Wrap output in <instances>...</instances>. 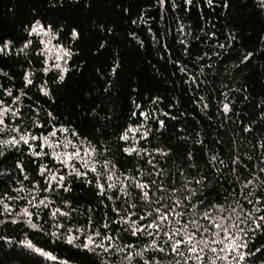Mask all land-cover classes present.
Returning a JSON list of instances; mask_svg holds the SVG:
<instances>
[{"label": "trees", "instance_id": "1", "mask_svg": "<svg viewBox=\"0 0 264 264\" xmlns=\"http://www.w3.org/2000/svg\"><path fill=\"white\" fill-rule=\"evenodd\" d=\"M176 3L180 5L178 10L171 8V0H166L164 8L158 6V0H0V45L5 40L12 41L9 51L0 52V69L8 74H0V84L21 87L26 68L40 77L34 79V85L48 80L51 97L42 96L30 85L28 95L21 97L20 105L51 111L59 123L71 125L89 139L95 137L93 143L97 140L107 142L113 157L124 165L122 171L131 169L140 158L134 154L129 158L117 150V143L125 144L117 140L118 135L128 123L139 122L138 115L131 116L133 111L139 113L155 108L158 119L164 120L165 126L150 136V144L170 150L167 162L161 160L159 167L175 173L182 165L195 163L197 168L192 173L195 175L207 166L208 157L219 154V159L228 164V168L221 169L219 179L222 181L224 175L231 178L229 159L239 155L241 167L237 168V173L241 180L251 178L248 173L253 170L252 164L257 169L264 167V146H261L264 145V9L258 7L259 0H229L228 7L223 6L222 0H213L212 5L200 0L199 8L190 6L189 11L183 10L182 0H176ZM36 19L52 25L58 33L53 44L59 42L75 53L69 61L70 71L64 81L56 83L53 72L38 71L43 67V57L37 59L33 45L38 44L39 38L27 34L28 27ZM133 20L137 22L132 23ZM177 21L185 25L186 31L191 27V34L181 36ZM202 27L205 32L214 31L216 36H204L200 32ZM72 28L79 33L75 40L70 35ZM149 28L152 33L148 32ZM197 35L204 36L208 43L195 41L193 37ZM160 38L168 45L167 50L159 42ZM29 39L33 40V45L21 51L25 40ZM180 39L189 42L190 55H184L178 42ZM101 42L105 44L103 49L99 48ZM218 42L224 43L225 49H215L222 54L204 59L205 71L198 77L201 81L206 78L210 81L198 86L191 81L185 83L190 74L199 71L198 64L193 63L195 56L201 51H209V46ZM248 51H252L253 56L241 64L242 54ZM29 60H32L31 65ZM176 60H180L181 65L175 64ZM209 63L213 64L212 68L207 67ZM113 65H117L115 72ZM182 65L187 66V73L178 71ZM200 96L205 99L201 101ZM152 97H157L158 101L153 103ZM0 98H5L2 93ZM221 102H230V112L226 115L220 110ZM204 103L209 104L208 109H203ZM136 104L141 108L137 109ZM258 104L260 108L256 107ZM39 115L44 118L45 112L41 111ZM149 123L153 129L158 127L156 121ZM244 126H250L252 130L244 132ZM197 139L202 144H196ZM138 146L149 145L138 142ZM189 152L193 153L192 161L187 160ZM17 158L19 153L14 150L0 157V170L8 172ZM245 164L247 168L243 167ZM216 167H220L218 163ZM14 174L18 176V173ZM260 179L264 180V174H260ZM209 180H212L211 174ZM24 183L31 187L27 181ZM224 187L228 185L224 184ZM62 195L72 202L77 213L72 214L71 223L68 218H63L64 227L60 231L66 233L68 227L86 226V209L99 203L92 187L75 180L71 194ZM207 195L212 197L215 191ZM132 202H135L134 197ZM55 206L63 207L59 201L52 205ZM48 211L45 209L41 213L44 219H48L45 216ZM14 212H19V207H14ZM92 215L98 226L101 211L97 209ZM109 215H112L110 210ZM36 222L43 223L41 220ZM51 224L49 221L45 225V231L52 230ZM88 230H92L91 226ZM0 237L7 238L0 240V247L6 253L10 250L11 253L19 252L23 247L20 241L27 238L58 257L52 262L30 253L40 264H59L64 259L69 264H98V258L93 254L60 241L52 243L53 237L25 225H0ZM148 242L147 236L117 241L121 246L134 245L126 251H135ZM262 246V233L249 241V250ZM4 264H20V261L5 257Z\"/></svg>", "mask_w": 264, "mask_h": 264}, {"label": "snow or ice", "instance_id": "2", "mask_svg": "<svg viewBox=\"0 0 264 264\" xmlns=\"http://www.w3.org/2000/svg\"><path fill=\"white\" fill-rule=\"evenodd\" d=\"M204 2L212 5L213 0ZM228 2L222 0L223 6L228 7ZM165 3L166 0H158L160 8H164ZM182 4L183 10L189 11L190 6L199 8L200 0H182ZM179 7L176 0H171L173 10ZM258 7L264 9V0H259ZM177 23L181 36L191 34V27L186 31L183 23ZM148 32L152 33V29L149 28ZM200 32L209 38L216 36L214 31L205 32L203 27ZM27 34L38 37V44L33 45L31 39L25 40L21 51L33 45L37 59L43 57V67L38 71L46 74L53 72L56 83L64 81L66 73L70 71L69 61L75 55L73 49L59 42L53 44L52 40L58 33L52 25H45L39 19L32 22ZM70 35L75 40L79 33L72 28ZM131 35L135 36V33ZM204 36L197 35L193 39L207 44ZM159 42L167 50L168 45L164 44L162 38ZM178 42L184 55H190L189 42L186 39ZM140 43L143 46V42ZM11 45L12 41L5 40L0 45V52L9 51ZM104 47L105 44L101 42L99 48ZM215 49H225V44L218 42L210 45L209 51L196 55L193 63L198 64L199 71L190 74L185 83L191 81L198 86L210 81V78L201 81L198 77L204 74V59L222 54ZM252 56V51L242 54L240 63L249 61ZM174 63L181 65L180 60ZM28 64L31 65L32 60ZM207 67L212 68L213 64L209 63ZM116 70L117 65H113L112 71ZM178 71L187 73L188 68L182 65ZM0 74L8 75L2 69ZM34 79L39 80L40 77L26 68L21 87L0 84L2 97L7 98H0V157L10 154V150L19 153V158L13 161L8 172L0 170V225L20 224L43 232L54 238L52 243L60 241L93 254L98 258V264H264V246L249 250V241L258 233L264 234V180L260 179L264 167L257 169L252 164L253 170L248 173L251 178L241 180L237 173V168L241 167V157L234 155L229 159L231 178L224 175L222 181L219 179L221 169L228 168V164L219 159V154L208 157L207 166L195 175L192 174L197 168L195 163H188L186 167L182 165L175 173L159 167L161 160L167 162L170 150L150 144V136L165 126V121L158 119V110L152 108L139 113L133 111L131 116L138 115L139 122L128 123L117 137L118 141L125 142L123 146L117 143L119 152L129 158L133 154L140 158L131 169L122 171L124 165L113 157L107 142L97 140L93 143L95 137L89 139L71 125L59 123L51 111L20 105L21 97L28 95L30 85L36 87L42 96L51 97L49 81L43 80L34 85ZM204 99V96H200L201 101ZM224 99L227 100V97ZM157 101V97H152L153 103ZM135 106L141 108L140 104ZM256 107L260 108L261 105ZM208 108L209 104L204 103L203 109ZM220 110L228 114L230 102H221ZM41 111L45 112L44 118L39 115ZM150 120L156 121L158 127L153 129ZM251 130L250 126L243 127L244 132ZM138 142L149 146H138ZM195 143L202 144V141L197 139ZM187 160H193V153L187 154ZM217 163L220 167H216ZM243 167L247 168L248 165ZM14 173H18V176ZM75 180L92 187L99 203L86 209V226L68 227L65 233L60 231L64 227L63 218H68L71 223L74 219L72 214L77 213V209L62 193L71 194ZM25 181L31 187H26ZM224 184L228 187L225 188ZM213 191L215 195L209 197L207 193ZM133 197L135 202H132ZM57 201L63 207H52ZM14 207H19V212H14ZM45 209L49 210L45 213L48 219L41 216ZM97 209L101 211L98 226L92 215ZM109 210L112 215H109ZM38 220L43 223H37ZM49 221H52V230L45 231ZM88 226H91V231ZM139 236H147L150 242L135 251H126L133 249L132 243L123 246L117 243ZM0 240L7 238L0 237ZM20 244L23 247L16 253H11V250L6 253L0 247V264H4L5 257L18 259L20 264H40L39 259L31 254L47 261L58 260L51 251L37 247L30 239L25 238ZM59 264H69V261L60 260Z\"/></svg>", "mask_w": 264, "mask_h": 264}]
</instances>
